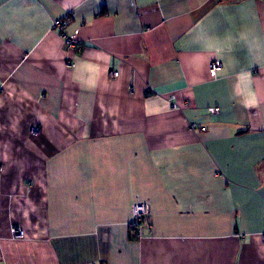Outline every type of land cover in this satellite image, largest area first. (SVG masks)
<instances>
[{
  "label": "crops",
  "instance_id": "0c3cea01",
  "mask_svg": "<svg viewBox=\"0 0 264 264\" xmlns=\"http://www.w3.org/2000/svg\"><path fill=\"white\" fill-rule=\"evenodd\" d=\"M0 264H264V0H0Z\"/></svg>",
  "mask_w": 264,
  "mask_h": 264
},
{
  "label": "built area",
  "instance_id": "2783aa9c",
  "mask_svg": "<svg viewBox=\"0 0 264 264\" xmlns=\"http://www.w3.org/2000/svg\"><path fill=\"white\" fill-rule=\"evenodd\" d=\"M233 2H239L241 0H232ZM68 22L67 20H58L54 22V29L60 33L62 36L65 46L68 50L74 51V52H79L83 48V45L76 40V38H68L64 34V30L67 27ZM68 68H73L74 65L71 63L67 64ZM220 68V63L219 62H214L212 64L211 72L213 75H215V72ZM112 77H118L117 73L111 74ZM174 101V97L171 98V102ZM173 109H177V106L173 104ZM209 112L211 114H218L219 110L218 109H209ZM195 126H192V129H195ZM38 129H34L33 133H38ZM150 216V208L146 204H134L132 207V222L130 223V230L133 233V236L135 239H140L142 234H141V228L144 224H146V221L148 217ZM150 228V224H149ZM13 237L22 239L24 238V232L21 228L14 227L11 230Z\"/></svg>",
  "mask_w": 264,
  "mask_h": 264
}]
</instances>
